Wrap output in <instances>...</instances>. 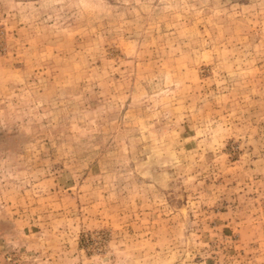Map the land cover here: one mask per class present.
Wrapping results in <instances>:
<instances>
[{
  "label": "rangeland",
  "instance_id": "obj_1",
  "mask_svg": "<svg viewBox=\"0 0 264 264\" xmlns=\"http://www.w3.org/2000/svg\"><path fill=\"white\" fill-rule=\"evenodd\" d=\"M0 264H264V0H0Z\"/></svg>",
  "mask_w": 264,
  "mask_h": 264
}]
</instances>
